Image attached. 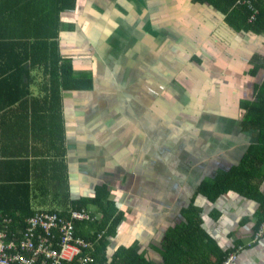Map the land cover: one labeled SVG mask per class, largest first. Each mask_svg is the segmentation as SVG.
<instances>
[{
  "label": "crops",
  "instance_id": "crops-1",
  "mask_svg": "<svg viewBox=\"0 0 264 264\" xmlns=\"http://www.w3.org/2000/svg\"><path fill=\"white\" fill-rule=\"evenodd\" d=\"M192 1L0 0V175L27 176L30 208L61 213L107 185L121 213L109 248L145 264H223L241 244L233 264H264V234L247 244L264 165L261 199L197 193L259 140L240 102L264 85V34L225 28L169 83L180 43L196 48ZM67 58L92 87L61 85Z\"/></svg>",
  "mask_w": 264,
  "mask_h": 264
},
{
  "label": "trees",
  "instance_id": "trees-1",
  "mask_svg": "<svg viewBox=\"0 0 264 264\" xmlns=\"http://www.w3.org/2000/svg\"><path fill=\"white\" fill-rule=\"evenodd\" d=\"M192 2L197 4L199 21L197 22L196 33H191L190 40L193 44L195 43L197 51L200 50V42L204 45L208 41H220L225 28L234 32L254 31L257 34H264V0H193ZM61 3L62 8H73L77 4V0H62ZM182 38L188 39V36L183 35ZM190 51H195L194 46ZM55 55L59 57L58 52ZM195 56L194 59L199 58L200 61L199 54ZM257 69L255 67L250 72L254 73ZM60 75L63 77L61 85L63 84L68 88L80 86L89 88L93 84L87 72L80 74L74 70L72 61L69 58L63 61ZM255 92V99H242L240 106L246 110L244 125L248 128L257 129L259 133L258 142L249 146L241 162L233 163L229 168L219 170L214 177L204 180L197 188L198 194L215 199L222 193L235 190L241 194L261 199V194L258 192L256 185L252 183L251 177L260 170L261 165H264V85L261 87L256 86ZM14 101L9 99L3 104L11 105ZM13 175H0V213L1 211L6 212L11 219L13 218V221L9 224L11 234L17 233L19 230L18 227H12V225L20 226L28 215L35 212L30 208V187L26 181L28 177ZM42 183H44L43 179ZM95 195L90 200L76 201L71 206L81 208L91 202L96 204L105 216L101 223L96 219L75 222L76 234L89 243L76 256V261H78L79 256L90 255L94 260L88 264H145L143 256L135 255L134 246H132V249H128L123 245L115 250L109 248L110 240L107 236H113L116 233L121 221V213L118 211L117 202L108 199L109 190L107 185L97 184ZM62 213L70 214L69 211ZM263 221L264 203L258 212L257 229ZM109 222L111 223L108 229L105 230ZM102 230L104 231L103 234L100 233ZM237 248L234 246L229 251L238 250ZM76 261L64 262V264H76Z\"/></svg>",
  "mask_w": 264,
  "mask_h": 264
},
{
  "label": "built area",
  "instance_id": "built-area-1",
  "mask_svg": "<svg viewBox=\"0 0 264 264\" xmlns=\"http://www.w3.org/2000/svg\"><path fill=\"white\" fill-rule=\"evenodd\" d=\"M39 211L42 212L32 219L34 213L27 216L20 226L12 225L19 228L13 234L9 230L13 218L1 211L0 264H64L76 261L83 247L89 245L87 240L76 234L75 222L95 220L96 213L84 207L74 208L69 215L51 210ZM263 234L264 222L256 230L253 241ZM229 252L223 264H233L238 250ZM93 260L90 255H82L76 264H88Z\"/></svg>",
  "mask_w": 264,
  "mask_h": 264
},
{
  "label": "rangeland",
  "instance_id": "rangeland-1",
  "mask_svg": "<svg viewBox=\"0 0 264 264\" xmlns=\"http://www.w3.org/2000/svg\"><path fill=\"white\" fill-rule=\"evenodd\" d=\"M186 10H187V8H184L183 10H182V15H183V17H184V20H185V13H186ZM151 21V20H150ZM178 23V22H177ZM180 25H178V24H176L175 26H177V29L178 30H180V32H179V34H183V32H181V30L183 29V27H182V17H180ZM170 27H172V25L170 26ZM173 28V27H172ZM182 40V42L184 41V40H187V39H184V38H182L181 39ZM176 43H178L177 41H176ZM203 43V42H202ZM192 45H193V43H192ZM185 46H187V43L186 44H181L180 43V48H179V50H178V59H175L176 61L178 60L179 62H180V64L177 66L176 65V68L177 69H175L174 70V72L175 73H172L171 75H170V77H171V80L169 81V83L170 82H172V80L175 78V77H177V73H182V72H184V70H185V65H187L191 60L193 61L194 60V56L196 55V54H199V52L196 50V48H195V51H190V49H187V51H186V49L184 48ZM200 46H202L203 47V45L201 44V42H200ZM198 47H199V45H198ZM158 50H161V49H158ZM180 51H181V53H180ZM193 56V57H192ZM184 57H187V59H186V61H184L183 59H184ZM218 61H220V56H218ZM136 63H138V61L136 62ZM258 80L260 81V78L258 77ZM109 196H110V193H109ZM108 199H110L109 197H108ZM84 208H86L88 211H90V212H92V213H94L93 211H92V209H90L87 205L86 206H83ZM82 208V207H81ZM74 208L73 207H69L68 208V211L71 213V211L73 210ZM39 210H49V209H46V208H38V209H36L35 210V212H34V214L32 215V217L30 218V219H32V218H34V217H36L37 215H38V213H40V212H42V211H39ZM51 211H56V210H51ZM57 212H60V211H57ZM31 216V215H30ZM104 213L102 212V211H100L98 214H96V220L99 222V223H101V221L104 219ZM264 222V221H263ZM110 223L111 222H109L108 224H107V226L105 227V230H107L108 229V226L110 225ZM103 230L100 232V233H102L103 234ZM255 232H256V230H255ZM255 232L253 233V237L249 240V242H252L253 241V239L255 238ZM107 238L109 239V240H111L112 239V237L111 236H107ZM230 253V252H229ZM229 253H228V255H229Z\"/></svg>",
  "mask_w": 264,
  "mask_h": 264
},
{
  "label": "clouds",
  "instance_id": "clouds-1",
  "mask_svg": "<svg viewBox=\"0 0 264 264\" xmlns=\"http://www.w3.org/2000/svg\"><path fill=\"white\" fill-rule=\"evenodd\" d=\"M31 215H32V214H31ZM28 216H30V215H28ZM256 230H257V229H256ZM250 243H252V242H250ZM250 243L248 242L247 244H250ZM247 244H246V245H247ZM239 246H242L241 248H243L245 245H244V244H241V245H239ZM239 246H238V248H237L238 251L241 249V248H239Z\"/></svg>",
  "mask_w": 264,
  "mask_h": 264
},
{
  "label": "bare ground",
  "instance_id": "bare-ground-1",
  "mask_svg": "<svg viewBox=\"0 0 264 264\" xmlns=\"http://www.w3.org/2000/svg\"><path fill=\"white\" fill-rule=\"evenodd\" d=\"M228 5V4H227ZM193 57V56H192ZM196 57V56H195ZM199 59V58H198ZM198 61V60H197Z\"/></svg>",
  "mask_w": 264,
  "mask_h": 264
}]
</instances>
